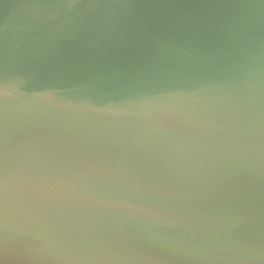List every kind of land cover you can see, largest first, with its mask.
I'll return each mask as SVG.
<instances>
[{"label":"water","instance_id":"water-1","mask_svg":"<svg viewBox=\"0 0 264 264\" xmlns=\"http://www.w3.org/2000/svg\"><path fill=\"white\" fill-rule=\"evenodd\" d=\"M0 264H264V0H0Z\"/></svg>","mask_w":264,"mask_h":264}]
</instances>
